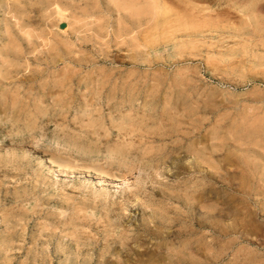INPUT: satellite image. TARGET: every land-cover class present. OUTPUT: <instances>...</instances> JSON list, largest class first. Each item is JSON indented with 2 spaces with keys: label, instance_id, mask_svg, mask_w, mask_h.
I'll return each mask as SVG.
<instances>
[{
  "label": "rangeland",
  "instance_id": "rangeland-1",
  "mask_svg": "<svg viewBox=\"0 0 264 264\" xmlns=\"http://www.w3.org/2000/svg\"><path fill=\"white\" fill-rule=\"evenodd\" d=\"M3 1L0 264H264V0Z\"/></svg>",
  "mask_w": 264,
  "mask_h": 264
},
{
  "label": "bare ground",
  "instance_id": "bare-ground-1",
  "mask_svg": "<svg viewBox=\"0 0 264 264\" xmlns=\"http://www.w3.org/2000/svg\"><path fill=\"white\" fill-rule=\"evenodd\" d=\"M5 1V0H4ZM3 1V2H4ZM13 1V0H12ZM12 1H10V2H12ZM5 3V2H4ZM3 4V3H2ZM7 4V3H6ZM55 5V4H54ZM18 6V5H17ZM22 6V5H21ZM21 8V7H20ZM132 9V8H131ZM8 10V9H7ZM23 10V9H22ZM59 10V9H58ZM144 10V9H143ZM132 11V10H131ZM58 12V11H57ZM139 13V12H138ZM142 13V12H141ZM15 15V14H14ZM20 23V22H19ZM15 50V49H14ZM174 220V219H173Z\"/></svg>",
  "mask_w": 264,
  "mask_h": 264
}]
</instances>
